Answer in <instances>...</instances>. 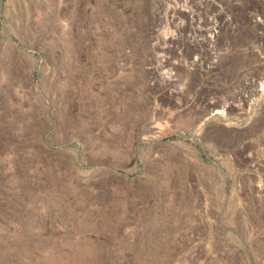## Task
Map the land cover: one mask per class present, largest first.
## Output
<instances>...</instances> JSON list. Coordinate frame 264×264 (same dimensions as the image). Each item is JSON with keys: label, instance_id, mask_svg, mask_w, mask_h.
<instances>
[{"label": "rangeland", "instance_id": "1", "mask_svg": "<svg viewBox=\"0 0 264 264\" xmlns=\"http://www.w3.org/2000/svg\"><path fill=\"white\" fill-rule=\"evenodd\" d=\"M0 1V264H264V0Z\"/></svg>", "mask_w": 264, "mask_h": 264}, {"label": "bare ground", "instance_id": "2", "mask_svg": "<svg viewBox=\"0 0 264 264\" xmlns=\"http://www.w3.org/2000/svg\"><path fill=\"white\" fill-rule=\"evenodd\" d=\"M179 1V0H178ZM181 1V0H180ZM172 13V12H171ZM193 25V24H192ZM206 25V24H205ZM211 25V24H210ZM207 26V25H206ZM157 27V26H156ZM219 28V27H218ZM221 29V28H220ZM183 30V29H182ZM196 31V30H195ZM203 31V30H202ZM225 33H227L228 32V30H227V27L225 26V31H224ZM187 33V32H186ZM156 34V33H155ZM201 36V35H200ZM158 37V36H157ZM209 38V37H208ZM210 38H212V37H210ZM216 40V39H215ZM214 42V41H213ZM211 47V46H210ZM209 50V49H208ZM196 64V63H195ZM202 65V64H201ZM204 65V64H203ZM167 66H169V67H171L172 66V64H171V62L169 63H167ZM200 68H201V66H200ZM165 78V77H164ZM167 79V78H166ZM261 86H263V85H261ZM250 94H255V93H253V92H251ZM256 94H257V92H256ZM247 98H250V96L249 97H247ZM247 100V99H246ZM250 100V99H249ZM248 101V100H247ZM249 102V101H248ZM230 105V104H229ZM231 106L232 107H234V108H237L238 110L237 111H243V109L238 105V104H236V103H232L231 104ZM231 110V109H230ZM224 111V110H223ZM219 113H220V111H218ZM225 112V111H224ZM223 112V113H224ZM242 113V112H241ZM156 133H158V134H167V133H171L172 131L171 130H168V129H164L163 127H161V126H159V125H157L156 126ZM152 130V129H151ZM145 133V132H144ZM151 138V137H150ZM229 139V138H228Z\"/></svg>", "mask_w": 264, "mask_h": 264}, {"label": "built area", "instance_id": "3", "mask_svg": "<svg viewBox=\"0 0 264 264\" xmlns=\"http://www.w3.org/2000/svg\"><path fill=\"white\" fill-rule=\"evenodd\" d=\"M211 33H212V35H213V36H215V35H216V33H215V31H214V30H211ZM209 39H210V38H209ZM212 39H213V38H211V39H210L211 43H213V42H212Z\"/></svg>", "mask_w": 264, "mask_h": 264}, {"label": "water", "instance_id": "4", "mask_svg": "<svg viewBox=\"0 0 264 264\" xmlns=\"http://www.w3.org/2000/svg\"><path fill=\"white\" fill-rule=\"evenodd\" d=\"M0 4H1V1H0Z\"/></svg>", "mask_w": 264, "mask_h": 264}]
</instances>
